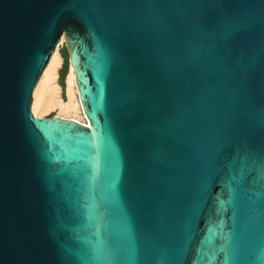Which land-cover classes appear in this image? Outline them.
Instances as JSON below:
<instances>
[{
  "label": "water",
  "instance_id": "obj_1",
  "mask_svg": "<svg viewBox=\"0 0 264 264\" xmlns=\"http://www.w3.org/2000/svg\"><path fill=\"white\" fill-rule=\"evenodd\" d=\"M0 264H264V0H0Z\"/></svg>",
  "mask_w": 264,
  "mask_h": 264
},
{
  "label": "bare ground",
  "instance_id": "obj_2",
  "mask_svg": "<svg viewBox=\"0 0 264 264\" xmlns=\"http://www.w3.org/2000/svg\"><path fill=\"white\" fill-rule=\"evenodd\" d=\"M60 41H63L62 34L59 36L58 44L50 53L46 64L32 88L30 111L32 114L34 113V116H40L49 110L56 109L60 113V115L56 116L71 118L85 124L86 121L80 109L70 65L66 75V99L61 98L59 89L54 83L55 69L59 63L56 54L57 50L55 49L58 48ZM66 115L70 117H65Z\"/></svg>",
  "mask_w": 264,
  "mask_h": 264
},
{
  "label": "rangeland",
  "instance_id": "obj_3",
  "mask_svg": "<svg viewBox=\"0 0 264 264\" xmlns=\"http://www.w3.org/2000/svg\"><path fill=\"white\" fill-rule=\"evenodd\" d=\"M55 50H57L56 54H57L59 63L57 65L56 69H55L54 83L56 84V86L59 89V94H60L61 98L62 99H66V75H67L68 70H69V65L68 64H67V68H66L67 73H66L64 79H62V85H60L59 77H58V68L60 67V65L62 64V61H63L62 55H64V53L67 54L66 49H65V45H64V41H60V44L58 45V48H56ZM45 115L46 116H49V115H60V113L56 109H52V110H49V111H47L46 113H44L43 115H40V116H45ZM65 117H70V116L66 115Z\"/></svg>",
  "mask_w": 264,
  "mask_h": 264
},
{
  "label": "trees",
  "instance_id": "obj_4",
  "mask_svg": "<svg viewBox=\"0 0 264 264\" xmlns=\"http://www.w3.org/2000/svg\"><path fill=\"white\" fill-rule=\"evenodd\" d=\"M62 57H63L62 64L58 68V77H59L60 85H62V79H64V77L67 73V70H66V68H67V54L64 53V55H62Z\"/></svg>",
  "mask_w": 264,
  "mask_h": 264
}]
</instances>
